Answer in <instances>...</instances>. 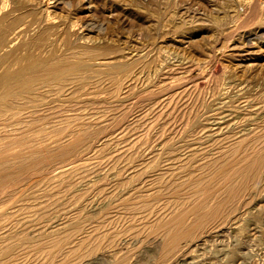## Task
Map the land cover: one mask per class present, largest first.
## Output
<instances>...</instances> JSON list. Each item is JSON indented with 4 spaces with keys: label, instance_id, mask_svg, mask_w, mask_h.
<instances>
[{
    "label": "rangeland",
    "instance_id": "rangeland-1",
    "mask_svg": "<svg viewBox=\"0 0 264 264\" xmlns=\"http://www.w3.org/2000/svg\"><path fill=\"white\" fill-rule=\"evenodd\" d=\"M12 1L15 2V0ZM40 3L39 8L28 6L27 10L21 8L20 13L17 12L19 14L15 12L12 15V31L16 25L18 27L21 24L37 21L35 18L39 16V10L46 11V8L48 11L50 10L48 15L55 22V27L33 24L34 27L28 32L31 37L27 33L24 34L21 43L18 41L17 45L19 46L16 45L12 51L11 68L19 70L20 67L23 68L30 62L35 64L40 60H44L46 65L52 64L47 65L48 67H53L60 62L66 65L76 64V60H81L83 63H89V71L85 70L86 73L83 71L78 76H65L64 79L55 81L56 83L52 81L46 84L39 83L34 86L30 95L20 96L14 104L12 103V107L0 110V119L4 118L0 120L2 128H0V135L4 139L2 143L7 139L13 141L14 138H20V135L23 136L24 142L28 139L26 142L29 143L27 145L23 142L24 147H20L21 143H17V145L16 141L13 143L10 141L12 148H9V151L22 153L21 156L24 154L25 157L22 156V158L26 160L12 162L14 166H7L8 169L0 170L4 173H0V182L9 180L7 175L10 178L12 175L10 180L22 178L20 182L18 181L19 183H12L13 185L4 182L1 185L0 183V264H142L144 261L147 262L144 264L154 263L155 260L152 261V259H156L155 256H157L155 254L156 240L164 239L166 235V230L161 227L162 222H167L176 209L177 211L184 209V204L187 207L186 203L191 197L192 188L197 187L192 183L185 184L184 178L191 179L194 175L193 178H200L203 181V179L214 177L218 169L221 172L224 170L225 175L232 176L236 171L234 168L241 162L238 160V164L235 166V163L233 164L231 161L234 158H239L242 154L241 151L250 153L252 152L250 150L256 152L261 150L264 152V0H40ZM32 14L36 16H32ZM31 19H34V22ZM72 30L78 33L76 34L78 37L73 35ZM81 36L88 37V42L80 40ZM19 47L20 49H18ZM117 64H125L128 69L125 70L126 72L124 71L125 73L114 71L113 66ZM3 72L0 69V77ZM131 76L135 79L127 83L126 79ZM172 87L175 88L172 89ZM238 89L242 92L240 93ZM1 91L0 89V93ZM102 105L105 106L102 107ZM97 109L102 114H99ZM15 112L17 113L15 114ZM15 119L17 122L14 121ZM72 122L73 124H71ZM69 126L73 128H69ZM77 131L78 134L81 133L80 137L85 136L84 139H81L82 145L78 143L75 152L71 151L66 154L68 156L60 157L58 148L62 147L64 143L67 145L71 136L75 135ZM102 137H105L106 141L109 139L108 143L103 142ZM41 138L45 143L40 141ZM205 138L207 141L204 140ZM242 139H244V143ZM240 142L243 145H240ZM31 145L33 149L36 147L40 149L42 146L45 148L48 146V149L37 154L31 152L32 148H29L30 152H28L26 148ZM98 147L99 149H97ZM15 148L16 150H14ZM31 154L34 158L37 157L34 159ZM113 154L114 156H112ZM80 159L82 160L80 161ZM227 159H229L228 162ZM76 160L84 164L80 167L82 169L75 167V170L74 168L72 170L70 168L73 164L78 163ZM209 163L215 165L212 166ZM230 163L231 166H229ZM64 166L67 171L64 170ZM200 166L201 168H199ZM225 167L229 169H225ZM231 167L233 170L230 169ZM62 169L66 171L64 172L66 175L60 171ZM2 175L7 176V180L3 179L5 177ZM177 175L178 177H176ZM61 176L64 178L61 179ZM174 178L176 179L174 180ZM261 178H264V175ZM118 181L120 182L117 183ZM120 183L121 185H119ZM172 184L174 185L172 186ZM7 185L8 188L14 187L8 189ZM259 185V192L255 193L258 199L252 195V199L249 200L251 204L247 200L246 207L256 202L255 199L258 201L264 196L263 179ZM51 189L53 190L51 191ZM177 190L180 191L179 196L174 197ZM141 195L146 196L142 198ZM181 197L183 198L181 199ZM241 209L234 215L235 217L239 215L243 217L247 212L245 209ZM23 220H27V222ZM51 220H54L53 223ZM155 223H157L156 227ZM155 229H158L160 233L157 232L158 230L155 233ZM31 230L33 231L31 232ZM213 230H205V232H209V235L204 232V238H202L207 251L205 248L202 250L203 246L197 252H190L192 248L185 249V254L190 253L191 256L186 255L185 259L187 260L178 264H213L214 262V264H232V262L233 264L242 262L244 264L245 261L247 264H254V262L255 264H264V261L261 263L259 260L260 257H256L254 260L252 258L251 261L236 257H233L235 260L230 259L226 252L231 248V242L225 237L215 238L216 229L215 233L212 232L214 236L210 234V231ZM158 237L159 239H157ZM225 242L226 244H224ZM213 244L214 246H212ZM113 245L116 246V248L114 247L116 250L112 248ZM216 245L218 246L216 247ZM6 250L8 251L6 252ZM220 250L222 252H219ZM100 251L107 252V256L92 262L88 257L89 254ZM202 251H204L203 256ZM114 257H117L116 260ZM98 260L102 261L98 262Z\"/></svg>",
    "mask_w": 264,
    "mask_h": 264
},
{
    "label": "bare ground",
    "instance_id": "bare-ground-1",
    "mask_svg": "<svg viewBox=\"0 0 264 264\" xmlns=\"http://www.w3.org/2000/svg\"><path fill=\"white\" fill-rule=\"evenodd\" d=\"M60 2V1H59ZM43 3V2H42ZM41 3H40V0H28V1H22V0H18V1H16L15 0V2L14 1H12V0H0V69H2V71H4L3 73H2V75H1V77H0V89L2 90L1 91V93H0V110H4L5 108L7 109L8 107H10L11 105H12V103L14 104L15 103V101L17 100V98L18 97H20V96H24V95H30V93L31 92H33V88H35L34 86L35 85H39V83H41V84H46V83H48V82H50L51 83V81L52 82H55V81H60V79H64V77L65 76H72V75H76V76H78V74L80 75V73L82 72L83 73V71H85V70H87V71H89L88 70V68H89V63L87 64L86 62H82L81 60V62L80 61H78V60H76V64H71V65H66V64H63V62L61 63H58V64H56V65H54L53 67H48V66H50V65H52V64H50V65H46V63L45 62H43L44 60H40L38 63H35V64H33L32 62H30V64H32V65H30V64H26L23 68L22 67H20V69L19 70H13L11 67H12V51H14V49H15V46L21 41V40H23L22 38L24 37L23 35L24 34H26L27 33V35L29 36V37H31L29 34H28V32H30L31 30H32V27H34V26H32L33 24H37L38 23V25L39 24H43V26H46V25H51V26H53V27H55L54 26V24H55V22H53L50 18H49V15H48V13L50 12V10L48 11V9L46 8V11L45 10H39V16L37 17V18H35L37 21H35L34 22V19H31L34 23H30V24H21V25H19L18 27H17V25L14 27V31H12L13 29H12V15L13 14H15V12L17 13V12H19L20 13V10H21V8H24V10H27V8L26 7H28V6H30V8L31 7H34V8H39V5H40ZM66 4V3H65ZM26 8V9H25ZM51 8V7H50ZM33 9V8H32ZM31 9V10H32ZM254 10V9H253ZM53 11V10H52ZM30 12V11H29ZM19 13H17V14H19ZM21 13H23V12H21ZM30 14V13H29ZM28 14V15H29ZM26 14H24V16H25ZM33 15H35V14H32V16ZM22 16V15H21ZM36 16V15H35ZM51 16V15H50ZM26 17V16H25ZM30 19V17L28 18V20ZM16 20H17V17H16ZM32 21H30V22H32ZM29 22V21H28ZM59 23H61V22H59ZM41 26V25H40ZM72 26V25H71ZM17 27V28H16ZM35 27H36V25H35ZM37 28H38V26H37ZM48 28V27H47ZM35 29V28H34ZM40 29V28H39ZM52 29V28H51ZM55 29V28H54ZM59 29V28H58ZM72 29V28H71ZM70 29V30H71ZM37 31V30H36ZM56 31V30H55ZM57 33V32H56ZM55 33V34H56ZM72 33H73V35H75V36H77L76 34H78V33H75V32H73V30H72ZM31 34V33H30ZM33 34V33H32ZM48 35V34H47ZM60 35V34H59ZM222 35V34H221ZM23 36V37H22ZM26 36V35H25ZM80 36V35H79ZM78 37V36H77ZM87 37V36H86ZM218 37V36H217ZM88 38V37H87ZM87 38H84L83 36H81L79 39L80 40H82L83 42H88L87 41ZM78 39V38H77ZM92 39V38H91ZM226 39V38H225ZM26 40H27V38H26ZM19 41V42H18ZM47 42V41H46ZM137 42V41H136ZM21 43V42H20ZM226 43V42H225ZM224 43V44H225ZM24 44V43H23ZM17 46H19V45H17ZM21 46V45H20ZM23 46V45H22ZM21 46V47H22ZM24 47V46H23ZM18 49H20V47L18 48ZM87 51V50H86ZM135 51V50H134ZM15 52H17L16 50H15ZM14 52V53H15ZM49 52V51H48ZM18 53V52H17ZM246 53V52H245ZM251 53V52H250ZM253 53V52H252ZM49 54V53H48ZM16 55V54H15ZM132 55V54H131ZM25 56V55H24ZM72 56V55H71ZM86 56V55H85ZM158 56V55H157ZM14 57V56H13ZM96 58V57H95ZM142 58V57H141ZM97 59H101V58H97ZM105 59V58H104ZM14 60V59H13ZM16 60V59H15ZM39 60V59H38ZM174 60V59H173ZM46 61V60H45ZM77 61H78V63H77ZM120 61V60H119ZM16 62V61H15ZM75 62V61H74ZM112 62H114V61H112ZM91 63V62H90ZM102 63V62H101ZM100 63V64H101ZM106 63V62H105ZM128 63V62H127ZM175 64V63H174ZM16 65V64H15ZM97 65H99V64H97ZM103 65V64H102ZM105 65V64H104ZM107 65H108V62H107ZM128 65V64H127ZM131 65V64H130ZM109 66V65H108ZM128 66H126L125 64H117V65H114L113 66V70L114 71H118V72H121V73H125L126 71L125 70H127L128 68H127ZM9 68V69H8ZM10 68H11V70H10ZM108 69V68H107ZM111 69V68H110ZM109 69V70H110ZM169 69H171V68H169ZM132 70V69H131ZM157 70V69H156ZM161 70V69H160ZM125 71V72H124ZM109 72V71H108ZM134 72V71H133ZM166 72V71H165ZM171 72V71H170ZM178 72H180V71H178ZM85 73H86V71H85ZM88 73V72H87ZM96 73V72H95ZM99 73V72H98ZM110 74H111V72H109ZM108 73V74H109ZM129 73H130V71H129ZM97 74V73H96ZM100 74V73H99ZM104 74V73H103ZM119 74V73H118ZM157 74V73H156ZM114 75H116L115 73H114ZM139 75V74H138ZM154 75V74H153ZM101 76V75H100ZM106 76V75H105ZM126 76V75H125ZM108 77H109V75H108ZM141 77V76H140ZM75 78V77H74ZM125 78V77H124ZM127 78V77H126ZM138 78H139V76H138ZM135 79V78H134ZM133 79V77L131 76L130 78H128V79H126L127 80V83H129L130 81H133L134 80ZM163 79V78H162ZM66 80V79H65ZM137 80V79H136ZM141 80V79H140ZM240 80H242V79H240ZM64 81V80H63ZM62 82V81H61ZM239 82V81H238ZM56 83V82H55ZM75 83V82H74ZM88 84V83H87ZM93 84V83H92ZM121 84H122V82H121ZM172 84V83H171ZM171 84H169V85H171ZM125 85H127V84H125ZM124 85V86H125ZM178 85V84H177ZM236 85H238V84H236ZM242 85V84H241ZM92 86V85H91ZM157 86H159L158 84H157ZM163 86V85H162ZM175 86V85H174ZM234 86V85H233ZM46 87V86H45ZM247 87V86H246ZM158 88V87H157ZM165 88H168V87H165ZM170 88V87H169ZM168 88V89H169ZM173 88H175V87H172V89ZM127 89V88H126ZM93 90V89H92ZM161 90V89H160ZM35 91V90H34ZM232 91V90H231ZM238 91H239V89H238ZM245 91V90H244ZM240 92V91H239ZM242 92V91H241ZM240 92V93H241ZM255 92V91H254ZM148 93V92H147ZM35 94V93H34ZM44 94V93H43ZM125 94V93H124ZM145 94V93H144ZM154 94H156V93H154ZM165 94V93H164ZM74 95V94H73ZM97 95V94H96ZM146 95V94H145ZM237 95V94H236ZM239 95V94H238ZM26 96V97H27ZM126 96V95H125ZM147 96V95H146ZM89 97V96H88ZM110 98V97H109ZM24 99V98H23ZM32 99V98H31ZM37 99V98H36ZM104 100H105V98H103ZM125 99V98H124ZM130 99V98H129ZM177 99V98H176ZM251 99V98H250ZM84 100V99H83ZM126 100V99H125ZM20 101V100H19ZM85 101H86V99H85ZM101 101V100H100ZM114 101V100H113ZM136 101V100H135ZM249 101V100H248ZM94 102H95V100H94ZM104 102V101H103ZM118 102V101H117ZM124 102V101H123ZM133 102V101H132ZM80 103V102H79ZM135 103V102H134ZM138 103V102H137ZM171 103V102H170ZM18 104V103H17ZM30 106H31V104L30 103H28ZM57 104V103H56ZM80 104H82V103H80ZM86 104V103H85ZM103 104V103H102ZM154 104V103H153ZM163 104V103H162ZM221 104V103H220ZM234 104V103H233ZM58 105H60V104H58ZM90 105V104H89ZM99 105V104H98ZM133 105V104H132ZM136 105V104H135ZM81 106V105H80ZM101 106V105H100ZM103 106H105V105H102V107ZM134 106V105H133ZM161 106V105H160ZM259 106V105H258ZM12 107V106H11ZM15 107V106H14ZM32 107V106H31ZM68 107V106H67ZM92 107H93V105H92ZM98 107V106H97ZM3 108V109H2ZM90 108H91V106H90ZM17 109V108H16ZM52 109V108H51ZM58 109H59V107H58ZM94 109V108H93ZM104 109V108H103ZM102 109V110H103ZM249 109V108H248ZM255 109V108H254ZM44 110V109H43ZM67 110V109H66ZM101 110V111H102ZM251 110V109H250ZM253 110V109H252ZM23 111V110H22ZM97 111L99 112V110L97 109ZM96 111V112H97ZM137 111V110H136ZM158 111V110H157ZM9 112V111H8ZM7 112V113H8ZM29 112V111H28ZM36 112V111H35ZM72 112V111H71ZM93 112V111H92ZM230 112V111H229ZM258 112V111H257ZM7 113H6V115H7ZM17 112H15V114H16ZM27 113V112H26ZM38 113V112H37ZM81 113V112H80ZM95 113V112H94ZM105 113V112H104ZM176 113V112H175ZM30 114V113H29ZM99 114H102V113H100L99 112ZM98 114V115H99ZM122 114V113H121ZM169 114V113H168ZM255 114V113H254ZM256 114H258V113H256ZM2 115V114H1ZM5 115V116H6ZM14 115V114H13ZM31 115V114H30ZM49 115V114H48ZM117 115H119V114H117ZM116 115V116H117ZM210 115V114H209ZM3 116V115H2ZM14 116H16V115H14ZM33 116V115H32ZM40 116V115H39ZM65 116V115H64ZM128 116V115H127ZM249 116V115H248ZM20 117V116H19ZM29 117V116H28ZM97 117V116H96ZM95 117V118H96ZM231 117V116H230ZM244 117V116H243ZM26 118V117H25ZM40 118V117H39ZM65 118V117H64ZM67 118V117H66ZM65 118V119H66ZM72 118V117H71ZM84 118V117H83ZM98 118H100L99 116H98ZM103 118V117H102ZM104 118H105V116H104ZM124 118V117H123ZM188 118V117H187ZM186 118V119H187ZM198 118V117H197ZM219 118V117H218ZM223 118V117H222ZM2 119H4L3 117H1V119L0 120H2ZM38 119V118H37ZM41 119V118H40ZM88 119V118H87ZM118 119V118H117ZM6 120V119H5ZM11 120V119H10ZM35 120V119H34ZM62 120H63V118H62ZM71 120V119H70ZM81 120H82V118H81ZM102 120V119H101ZM108 120V119H107ZM174 120V119H173ZM15 122H17L16 121V119L14 120ZM20 121V120H19ZM85 121V120H84ZM88 121H89V119H88ZM103 121V120H102ZM125 121V120H124ZM142 121H144V120H142ZM1 122V121H0ZM11 122V121H10ZM25 122V121H24ZM35 122V121H34ZM76 122V121H75ZM87 122V121H86ZM98 122V121H97ZM100 122V121H99ZM139 122V121H138ZM224 122V121H223ZM235 122V121H234ZM67 123H68V121H67ZM106 123V122H105ZM131 123V122H130ZM2 124V123H1ZM10 124V123H9ZM14 124V123H13ZM21 124V123H20ZM71 124H73V122L71 123ZM70 124V125H71ZM86 124V123H85ZM90 124H91V122H90ZM94 124V123H93ZM108 124V123H107ZM149 124V123H148ZM184 124V123H183ZM187 124V123H186ZM242 124V123H241ZM11 125V124H10ZM31 125V124H30ZM35 125V124H34ZM69 125V124H68ZM77 125V124H76ZM92 125V124H91ZM105 125V124H104ZM112 125V124H111ZM178 125V124H177ZM194 125V124H193ZM2 126V125H1ZM42 126V125H41ZM75 126V125H74ZM82 126H85V125H82ZM90 126V125H89ZM94 126V125H93ZM108 126H110V125H108ZM116 126V125H115ZM226 126H227V124H226ZM3 127V126H2ZM6 127V126H5ZM10 127V126H9ZM17 127V126H16ZM15 127V128H16ZM48 127V126H47ZM55 127V126H54ZM66 127V126H65ZM72 127V126H71ZM70 126H69V128H71ZM87 127V126H86ZM85 127V128H86ZM96 127V126H95ZM114 127V126H113ZM143 127V126H142ZM152 127V126H151ZM179 127V126H178ZM205 127V126H204ZM1 128V127H0ZM8 128V127H7ZM12 129H13V127H11ZM38 128V127H37ZM64 128V127H63ZM73 128V127H72ZM77 128V127H76ZM83 128V127H82ZM107 128H109V127H107ZM183 128V127H182ZM210 128V127H209ZM219 128V127H218ZM224 128V127H223ZM227 128V127H226ZM2 129V128H1ZM33 129V128H32ZM66 129V128H65ZM68 129V128H67ZM84 129V128H83ZM120 129V128H119ZM128 129V128H127ZM206 129H208V128H206ZM9 130V129H8ZM28 130V129H27ZM52 130H53V127H52ZM69 130V129H68ZM67 130V131H68ZM85 130V129H84ZM86 130H88V129H86ZM212 130V129H211ZM219 130V129H218ZM221 130H222V128H221ZM225 130V129H224ZM249 130V129H248ZM247 130V131H248ZM2 131V130H1ZM15 131V130H14ZM13 131V132H14ZM55 131V130H54ZM118 131V130H117ZM171 131V130H170ZM206 131H208V130H206ZM220 131V130H219ZM223 131V130H222ZM240 131H242V130H240ZM3 132V131H2ZM8 132V131H7ZM6 132V133H7ZM23 132V131H22ZM25 132H26V130H25ZM34 132V131H33ZM53 132V131H52ZM57 132V131H56ZM61 132V131H60ZM83 133H85L84 131H82ZM123 132V131H122ZM208 132H210V131H208ZM233 132V131H232ZM249 132V131H248ZM261 132V131H260ZM11 133V132H10ZM24 133V132H23ZM74 133V132H73ZM76 133V132H75ZM200 133V132H199ZM19 134H20V132H19ZM37 134V133H36ZM40 134V133H39ZM56 134V133H55ZM65 134V133H64ZM81 134V133H80ZM80 134H78V131H77V133L75 134V135H73V136H71L72 138H71V140L69 141V143L66 145L65 143L63 144V145H66V146H63L62 144V147H59V145L57 144V147H59L58 148V151H60V157L62 156L63 157V155L65 156L66 154H68V153H70L71 151H73V152H75L76 150H75V148H77V145H78V143H82V141H81V139H84V137H80ZM87 134V133H86ZM181 134V133H180ZM201 134V133H200ZM246 134V133H245ZM3 135H5L4 133H3ZM8 135H9V133H8ZM28 135V134H27ZM89 135V134H88ZM192 135V134H191ZM209 135V134H208ZM13 136V135H12ZM58 136V135H57ZM61 136H62V132H61ZM60 136V137H61ZM68 136V135H67ZM0 137H1V135H0ZM3 137V136H2ZM1 137V138H2ZM23 136H21L20 135V138H14L13 139V141L15 142L16 141V143L15 144H20V147H24L23 145L24 144H27V142H28V139L24 142V140H23V138H22ZM25 137V136H24ZM35 137V136H34ZM92 137V136H91ZM112 137V136H111ZM110 137V138H111ZM0 138V170L1 169H8V167L7 166H11V165H13L12 164V162H18V160L19 161H22V160H26L25 158L23 159L22 158V156L24 155H22L21 156V154L22 153H12V151L10 152L9 151V148H12L10 145H12L11 144V142L10 141H12V140H6L5 142H3L2 143V140H4L3 138L1 139ZM7 138H8V136H7ZM22 138V139H21ZM28 138V137H27ZM37 138V137H36ZM43 138V137H42ZM42 138L40 139V141L42 140ZM52 138V137H51ZM50 138V139H51ZM59 138V137H58ZM70 138V137H69ZM94 138V137H93ZM96 138V137H95ZM12 139V138H11ZM25 139H26V137H25ZM39 139V138H38ZM37 139V140H38ZM49 139V140H50ZM53 139V138H52ZM87 139V138H86ZM102 140H103V142L104 141H106V138L105 137H102L101 138ZM230 139V138H229ZM245 139V138H244ZM244 139H242L243 140V143H244ZM249 139V138H248ZM256 139V138H255ZM30 140V139H29ZM34 140V139H33ZM36 140V139H35ZM45 140H46V138H45ZM58 140V139H57ZM59 140H60V138H59ZM90 140V139H89ZM93 140V139H92ZM98 140H99V137H98ZM109 139H107V141H108ZM204 140H206V138L204 139ZM203 140V141H204ZM226 140V139H225ZM242 140H240V141H242ZM260 140H261V138H260ZM13 141H12V143H13ZM32 141V140H31ZM39 141V140H38ZM37 141V142H38ZM43 141V140H42ZM54 141V140H53ZM56 141V140H55ZM81 141V142H80ZM87 141V140H86ZM85 141V142H86ZM106 141V143H108ZM135 141V140H134ZM197 141V140H196ZM200 141V140H199ZM207 141V140H206ZM215 141V140H214ZM252 141V140H251ZM24 142V144H22ZM44 142V141H43ZM48 142V141H47ZM46 142V143H47ZM116 142V141H115ZM216 142H217V140H216ZM235 142V141H234ZM253 142V141H252ZM255 142V141H254ZM36 143V142H35ZM40 143V142H39ZM42 143V142H41ZM45 143V142H44ZM43 143V144H44ZM58 143H60V142H58ZM62 143V142H61ZM89 143V142H88ZM88 143H85L86 145L88 144ZM100 143V142H99ZM204 143V142H203ZM206 143V142H205ZM210 143V142H209ZM208 143V144H209ZM211 143H212V141H211ZM223 143V142H222ZM226 143V142H225ZM243 143L242 142H240V145L242 144L243 145ZM260 143V142H259ZM17 144V145H18ZM49 144V143H48ZM51 144V143H50ZM84 144V143H83ZM146 144V143H145ZM248 144V143H247ZM261 144V143H260ZM14 145V144H13ZM22 145V146H21ZM27 145H29V143L27 144ZM27 145H26V147H27ZM36 145H37V143H36ZM46 145V144H45ZM82 145V144H81ZM89 145V144H88ZM91 145V144H90ZM93 145V144H92ZM100 145V144H99ZM103 145H105V144H103ZM109 145V144H108ZM107 145V146H108ZM188 145V144H187ZM209 145H211V144H209ZM224 145V144H223ZM238 145V144H237ZM16 146V145H15ZM32 146V145H31ZM31 146H29L28 148H26V150L28 151V150H30L29 148H32V150H30L31 152L33 151L34 153H41L42 151L44 152L45 150H47L48 148V146L45 148V147H40V149H38L37 147V149L35 148V149H33V146L31 147ZM50 146V145H49ZM53 146V145H52ZM102 146V145H101ZM106 146V147H107ZM116 146V145H115ZM123 146V145H122ZM145 146V145H144ZM239 146V145H238ZM252 146V145H251ZM19 147V148H20ZM56 147V146H55ZM56 147V148H57ZM87 147V146H86ZM86 147H84V148H86ZM163 147V146H162ZM206 147H208V146H206ZM211 147V146H210ZM225 147V146H224ZM245 147V146H244ZM252 147H254V145L252 146ZM251 147V148H252ZM80 147L78 146V149H79ZM84 148H82V149H84ZM89 148V147H88ZM112 148V147H111ZM131 148V147H130ZM143 148V147H142ZM171 148V147H170ZM169 148V149H170ZM256 148V147H255ZM95 149V148H94ZM97 149H99V147L97 148ZM102 149V148H101ZM116 149V148H115ZM114 149V150H115ZM161 149V148H160ZM186 149V148H185ZM192 149V148H191ZM194 149V148H193ZM206 149V148H205ZM210 149V148H209ZM230 149V148H229ZM253 149V148H252ZM258 149V148H257ZM260 149H261V147H260ZM11 150V149H10ZM14 150H16V148L14 149ZM24 150H25V148H24ZM75 150V151H74ZM80 150V149H79ZM90 150V149H89ZM139 150V149H138ZM159 150V149H158ZM163 150H164V148H163ZM179 150V149H178ZM233 150V149H232ZM243 150V149H242ZM245 150V149H244ZM247 150V149H246ZM263 150V149H262ZM18 151V150H17ZM20 151V150H19ZM30 151H28V152H30ZM95 152H96V150H94ZM98 151V150H97ZM120 151V150H119ZM165 151V150H164ZM182 151V150H181ZM189 151H191L190 149H189ZM201 151H203V150H201ZM205 151V150H204ZM222 151V150H221ZM237 151V150H236ZM249 151V150H248ZM250 151H252V152H250V153H244V152H242L241 151V155L239 156V158H234L232 161H231V163L233 162V164L236 166L238 163V160L241 162V164L239 165V166H236V168H234L236 171H235V173L232 175V176H229V175H225L226 173L225 172H221L220 171V169H218L217 170V173H215V176L214 177H212V178H206V179H203V181H201L200 180V178H193L194 177V175L192 176V178L191 179H189L188 177H187V179H185L184 178V183L185 184H195V185H197V187H194V185H193V187H194V189L192 188V191L191 190H189V191H191V197H190V199L189 200H187L188 202L186 203V204H188L187 205V207H186V205L184 204V206L185 207H183L184 209H178V211H177V209H176V211H173V213H172V215H171V217H170V215H169V220L166 222H162L163 223V225L161 224V227H163V229H165L166 230V235L164 236V239H159V237L157 238V239H159V240H156L157 242V245H155L156 246V250H155V252H154V250H153V253H155L157 256H155L156 257V259H152V261L153 260H155L154 261V263H150V264H178L179 262L181 263H184L183 261L184 260H187V259H185V258H187L186 257V255L187 254H185L186 252V250H188V249H190V248H192L191 249V251L190 252H197V251H200L201 250V246H203L202 247V250L205 248L204 246H205V244H204V239L202 240V238H204V234L206 233L207 235H209L208 233H207V231L205 232V230H209V229H216V236H215V238L217 237H225V238H227L228 239V241L229 242H231V244H232V246H231V248L227 251V247L226 246H224V247H226L225 248V250L227 251H225L226 253H227V256L231 259V258H233V257H236L237 259H242V260H244L245 258H246V260L247 259H249L248 261H251L252 260V258H253V260H254V258H256V257H260L259 258V260H261V263H262V261H264V196H262L258 201L255 199V201L256 202H252V200H251V202L253 203L251 206H249V207H246L248 204V202L247 203H245L247 200L249 201L250 200V198L252 199V195H255V193L256 192H259L258 191V189H259V184H260V181L263 179V181H264V178H261V176H263L264 175V152L262 151L261 152V150H260V152H256V151H254V150H250ZM254 151V152H253ZM258 151H259V149H258ZM27 152V153H28ZM48 152V151H47ZM46 152V153H47ZM55 152H56V149H55ZM129 152V151H128ZM160 152V151H159ZM166 152V151H165ZM178 152V151H177ZM185 152H187V151H185ZM219 152V151H218ZM39 153V154H40ZM85 153V152H84ZM109 153V152H108ZM119 153V152H118ZM184 153V152H183ZM195 153V152H194ZM193 153V154H194ZM212 153V152H211ZM220 153V152H219ZM29 154V153H28ZM55 154H57V153H55ZM80 154V153H79ZM105 154V153H104ZM146 154V153H145ZM196 154V153H195ZM199 154H200V152H199ZM210 154V153H209ZM235 154V153H234ZM240 154V153H239ZM32 155V154H31ZM41 155H43V154H41ZM46 155V154H45ZM52 155V154H51ZM54 155V154H53ZM85 155V154H84ZM101 155V154H100ZM102 155H103V153H102ZM101 155V156H102ZM124 155V154H123ZM168 155V154H167ZM178 155H180V154H178ZM211 155V154H210ZM236 155V154H235ZM44 156V155H43ZM58 156H59V154H58ZM66 156H68V155H66ZM65 156V157H66ZM111 156V155H110ZM112 156H114V154L112 155ZM151 156V155H150ZM166 156V155H165ZM164 156V157H165ZM173 156V155H172ZM196 156H198V155H196ZM205 156V155H204ZM209 156V155H208ZM207 156V157H208ZM221 156V155H220ZM232 156V155H231ZM230 156V157H231ZM23 157H25V156H23ZM31 157V156H30ZM32 157H33V155H32ZM37 157V156H36ZM35 157V158H36ZM53 157V156H52ZM64 157V158H65ZM74 157V156H73ZM77 157H79V156H77ZM120 157V156H119ZM118 157V158H119ZM158 157V156H157ZM161 157V156H160ZM163 157V156H162ZM179 157V156H178ZM193 157H194V155H193ZM201 157V156H200ZM217 157V156H216ZM22 158V159H21ZM34 158V157H33ZM34 158V159H35ZM45 159H46V157H44ZM71 158V157H70ZM82 158V157H81ZM95 158V157H94ZM141 158V157H140ZM168 158V157H167ZM180 158V157H179ZM212 158V157H211ZM220 158V157H219ZM21 159V160H20ZM39 159V158H38ZM43 159V158H42ZM41 159V160H42ZM78 159V158H77ZM83 159V158H82ZM82 159H80V161L82 160ZM174 159V158H173ZM187 159V158H186ZM225 159V158H224ZM52 160V159H51ZM59 160V158L57 159V161ZM62 160H63V158H62ZM67 160V159H66ZM140 160V159H139ZM189 160V157H188V159H187V161ZM192 160V159H191ZM202 160H204V159H202ZM214 160H216V159H214ZM228 160L229 159H227V162H228ZM43 161V160H42ZM72 161V160H71ZM77 161V160H76ZM79 161V160H78ZM77 161V162H78ZM109 161V160H108ZM117 161V160H116ZM132 161V160H131ZM175 161V160H174ZM177 161V160H176ZM196 161H198V160H196ZM195 161V162H196ZM206 161V160H205ZM226 161V160H225ZM26 162V161H25ZM38 162H39V160H38ZM41 162V161H40ZM44 162V161H43ZM70 162V161H69ZM75 162V161H74ZM74 162H72V163H74ZM76 162V163H77ZM184 162V161H183ZM190 162V161H189ZM211 162V161H210ZM223 162V161H222ZM239 162V163H240ZM28 163V162H27ZM26 163V164H27ZM29 163H30V161H29ZM33 163H35V162H33ZM46 163H47V160H46ZM49 163V162H48ZM56 163V162H55ZM63 163V162H62ZM61 163V164H62ZM90 163V162H89ZM92 163V162H91ZM96 163V162H95ZM128 163H130V162H128ZM145 163V162H144ZM198 163H199V161H198ZM198 163H196V164H198ZM214 163V162H213ZM212 163V164H213ZM220 163V162H219ZM231 163H230V165L229 166H231ZM37 164V163H36ZM39 164V163H38ZM53 164V163H52ZM51 164V165H52ZM69 164H71V163H69ZM86 165H87V163H85ZM124 164V163H123ZM122 164V165H123ZM126 164V163H125ZM141 164V163H140ZM148 164V163H147ZM195 164V165H196ZM202 164V163H201ZM206 164H207V162H206ZM210 164V163H209ZM212 164H210V165H212ZM222 165H223V163H221ZM225 164V163H224ZM24 166H25V163L23 164ZM34 165V164H33ZM32 165V166H33ZM42 165H43V163H42ZM49 165H50V163H49ZM48 165V166H49ZM84 164L83 163H77V164H73V166L72 167H70L72 170H73V168H74V170H75V167H82ZM122 165H120V166H122ZM181 165H182V163H181ZM215 165V164H214ZM214 165H212V166H214ZM14 166V165H13ZM38 166V165H37ZM66 166V165H65ZM64 166V167H65ZM140 166V165H139ZM138 166V167H139ZM186 166V165H185ZM207 166V165H206ZM211 166V167H212ZM219 166H221V165H219ZM228 166V165H227ZM18 167V166H17ZM34 167V166H33ZM54 167V166H53ZM58 167V166H57ZM61 166H59L58 168H60ZM85 167V166H84ZM124 167H126V166H124ZM128 167V166H127ZM150 167V166H149ZM148 167V168H149ZM172 167V166H171ZM191 167V169H192V166H190ZM193 167H195V166H193ZM205 167V166H204ZM204 167H202V168H204ZM208 167V166H207ZM206 167V168H207ZM210 167V168H211ZM25 168H26V166H25ZM49 168V167H48ZM47 168V169H48ZM109 168V167H108ZM180 168H181V166H180ZM198 168V167H197ZM199 168H201V166L199 167ZM198 168V169H199ZM205 168V169H206ZM227 167H225V169H226ZM13 169V168H12ZM56 169V168H55ZM76 169H78V168H76ZM80 169H82V168H80ZM87 169V168H86ZM165 169V168H164ZM178 169V168H177ZM176 169V170H177ZM212 169H213V167H212ZM215 169H217V168H215ZM227 169H229V168H227ZM230 169H232V167L230 168ZM10 170V169H9ZM25 170V169H24ZM27 170H29V169H27ZM64 170H66V167L64 168ZM63 169L62 170H60V171H63L62 173H64V172H66V171H64ZM137 170V169H136ZM146 170V169H145ZM181 170V169H180ZM203 170V169H202ZM210 170V169H209ZM222 170V169H221ZM233 170V169H232ZM8 171V170H7ZM6 171V172H7ZM57 171V170H56ZM56 171H54V172H56ZM59 171V172H60ZM78 171V170H77ZM114 171V170H113ZM144 171V170H143ZM161 171V170H160ZM173 171V170H172ZM183 171H184V169H183ZM219 171V172H218ZM226 171V170H225ZM26 172V171H25ZM53 172V171H52ZM227 172V171H226ZM0 173H2V174H4L2 171L0 172ZM8 173V172H7ZM7 173H5V174H7ZM19 173V172H18ZM33 173V172H32ZM42 173V172H41ZM68 173H70V172H68ZM110 173V172H109ZM148 173V172H147ZM172 173V172H171ZM179 173V172H178ZM194 173V172H193ZM196 173V172H195ZM9 174V173H8ZM43 174V173H42ZM55 174V173H54ZM65 174V173H64ZM190 174V173H189ZM210 174H211V172H210ZM232 174V173H231ZM29 175V174H28ZM31 175V174H30ZM29 175V176H30ZM34 175V174H33ZM59 175H61V174H59ZM66 175V174H65ZM115 175V174H114ZM159 175V174H158ZM201 175V174H200ZM199 175V176H200ZM212 175V174H211ZM224 175V176H223ZM1 176V175H0ZM8 176V177H7ZM6 177L7 178H9V180H7V178L5 177V175H2V177H5V178H3V179H5V180H7V181H3L4 183H8L9 185L11 184V185H13L12 183H14V184H16V183H19L20 182V180L22 179H19V180H17L16 178L14 179H12V180H10L11 178H12V175H11V178L9 177V175H7ZM64 176V175H63ZM63 176H61V179H62V177ZM68 176V175H67ZM71 176V175H70ZM132 176V175H131ZM139 176V175H138ZM151 176V175H150ZM167 176V175H166ZM191 176V175H190ZM189 176V177H190ZM210 176V175H209ZM224 177V178H222V177ZM23 177V176H22ZM176 177H178V175L176 176ZM218 177H220V178H218ZM233 177H239V178H233ZM24 178H27V177H24ZM23 178V179H24ZM31 178V177H30ZM64 178V177H63ZM66 178V177H65ZM115 178V177H114ZM136 178V177H135ZM152 178V177H151ZM156 178V177H155ZM53 179V178H52ZM59 179V178H58ZM66 179H69V178H66ZM97 179V178H96ZM112 179H113V177H112ZM117 179V178H116ZM119 179V178H118ZM141 179V178H140ZM148 179V178H147ZM157 179V178H156ZM166 179V178H165ZM176 178H174V180H175ZM202 179V178H201ZM26 180V179H25ZM29 180V179H28ZM65 180V179H64ZM133 180H134V178H133ZM158 180V179H157ZM178 180V179H177ZM19 181V182H18ZM63 181V180H62ZM68 181V180H67ZM79 181V180H78ZM125 181V180H124ZM141 181H143V180H141ZM147 181H149V180H147ZM155 181V180H154ZM160 181V180H159ZM180 181V180H179ZM2 181L0 182L1 183V185H2V183H3ZM22 182V181H21ZM103 182V181H102ZM113 182V181H112ZM120 181H118L117 183H119ZM133 182V181H132ZM135 182V181H134ZM144 182V181H143ZM162 182V181H161ZM164 182H165V180H164ZM167 182V181H166ZM178 182V181H177ZM176 182V183H177ZM199 182V183H198ZM114 183V182H113ZM121 183H122V181H121ZM121 183L119 184V185H121ZM126 183V182H125ZM145 183V182H144ZM172 183V182H171ZM170 183V184H171ZM262 183V182H261ZM96 184V183H95ZM143 184V183H142ZM156 184V183H155ZM160 184V183H159ZM164 184V183H163ZM4 185H6V184H4ZM21 185H22V183H21ZM80 185H81V183H80ZM80 185H79V187H80ZM83 185V184H82ZM90 185V184H89ZM92 185V184H91ZM98 185V184H97ZM125 185V184H124ZM174 184H172V186H173ZM176 185V184H175ZM26 186V185H25ZM86 186V185H85ZM113 186H115V185H113ZM130 186V185H129ZM129 186H127V187H129ZM138 186H140V185H138ZM155 186V185H154ZM162 186V185H161ZM182 186V185H181ZM264 186V185H263ZM2 187V186H1ZM7 188H8V185L6 186ZM5 187V188H6ZM11 187V186H10ZM9 187V188H10ZM12 187H14V186H12ZM11 187V188H12ZM54 187V186H53ZM58 187V186H57ZM117 187V186H116ZM116 187H114L115 189H116ZM119 187H121V186H119ZM142 187V186H141ZM140 187V188H141ZM160 187V186H159ZM166 187V186H165ZM171 187V186H170ZM175 187V186H174ZM179 187V186H178ZM189 187V186H188ZM3 188V187H2ZM8 188V189H9ZM15 188H17V187H15ZM55 188V187H54ZM94 188V187H93ZM132 188V187H131ZM147 188H149V187H147ZM169 188V187H168ZM180 188V187H179ZM190 188H191V186H190ZM190 188H188V189H190ZM23 189H24V187H23ZM103 189V188H102ZM112 189V188H111ZM115 189L113 190L114 192H115ZM139 189V188H138ZM153 189V188H152ZM160 189H162L163 190V188H160ZM175 189H177V188H175ZM187 189V188H186ZM187 189V190H188ZM1 190V189H0ZM12 190V189H11ZM14 190V189H13ZM18 190V189H17ZM26 190V189H25ZM53 189H51V191H52ZM128 190H130V189H128ZM135 190V189H134ZM143 190H144V188H143ZM157 190H159V189H157ZM165 190V189H164ZM169 190V189H168ZM187 190H185V191H187ZM7 191H9V190H7ZM50 191V192H51ZM122 191H123V189H122ZM147 191H148V189H147ZM172 191H174L173 189H172ZM10 192V191H9ZM13 192V191H12ZM15 192H16V190H15ZM18 192V191H17ZM64 192V191H63ZM69 192V191H68ZM95 192V191H94ZM139 192V191H138ZM158 192V191H157ZM164 192V191H163ZM166 192V191H165ZM179 190H177V192L175 193V195H174V197H178L179 195ZM2 193V192H1ZM7 193V192H6ZM44 193V192H43ZM46 193V192H45ZM49 193V192H48ZM52 193V192H51ZM70 193V192H69ZM113 193V192H112ZM120 193V192H119ZM128 193V192H127ZM133 193V192H132ZM160 193V192H159ZM169 193V192H168ZM186 193H188V191L186 192ZM114 194V193H113ZM143 194V193H142ZM148 194V193H147ZM149 194H151L150 193V191H149ZM164 194V193H163ZM221 194V195H220ZM261 194H263L262 192H261ZM51 195H53V194H51ZM112 195V194H111ZM129 195V194H128ZM135 195V194H134ZM138 195H139V193H138ZM167 195V194H166ZM181 195V194H180ZM183 195V194H182ZM190 195V194H189ZM24 196V195H23ZM142 196V195H141ZM143 196H146V195H143ZM143 196H142V198H143ZM152 196V195H151ZM150 196V197H151ZM159 196V195H158ZM184 196V195H183ZM256 196V195H255ZM17 197V196H16ZM15 197V198H16ZM46 197V196H45ZM114 197V196H113ZM126 197H127V194H126ZM134 197V196H133ZM167 197V196H166ZM173 197V198H174ZM254 197V196H253ZM47 198H49V197H47ZM56 198V197H55ZM90 198V197H89ZM94 198V197H93ZM115 198H117V197H115ZM132 198V197H131ZM142 198H140V199H142ZM169 198V197H168ZM172 198V197H171ZM183 197H181V199H182ZM255 198H257V196L255 197ZM52 199V198H51ZM83 199V198H82ZM106 199H107V197H106ZM109 199V198H108ZM124 199V198H123ZM123 199H122V201H123ZM157 199V198H156ZM177 199V198H176ZM258 199V198H257ZM37 200V199H36ZM78 200V199H77ZM93 200V199H92ZM91 200V201H92ZM116 200V199H115ZM130 200V199H129ZM151 200V199H150ZM169 200V199H168ZM180 200V199H179ZM185 200V199H184ZM185 200V201H186ZM80 201V200H79ZM109 201H111V200H109ZM175 201V200H174ZM253 201H254V199H253ZM54 202V201H53ZM78 202V201H77ZM93 202V201H92ZM157 202V201H156ZM182 201L180 200V203H181ZM82 203V202H81ZM95 203V202H94ZM105 203H106V201H105ZM146 203V202H145ZM85 204V203H84ZM89 204V203H88ZM98 204V203H97ZM154 204V203H153ZM182 204H183V202H182ZM244 204V205H243ZM245 204H247L246 206H245ZM249 204H251L250 203V201H249ZM106 205V204H105ZM109 205V204H108ZM157 205V204H156ZM242 205H243V207H242ZM98 206V205H97ZM169 206V205H168ZM183 206V205H182ZM181 206V207H182ZM245 206V207H244ZM90 207V206H89ZM165 207V206H164ZM171 207H173V206H171ZM171 207H169L170 209H171ZM180 207V208H181ZM35 208V207H34ZM103 208V207H102ZM116 208V207H115ZM135 208V207H134ZM137 208V207H136ZM177 208V207H176ZM242 208V209H241ZM56 209V208H55ZM90 209H91V207H90ZM132 209V208H131ZM131 209H129V210H131ZM152 209H153V207H152ZM243 210V209H245L247 212H245L244 213V215H243V213H242V215H243V217H240V215L239 216H234L235 214H237L238 213V211L239 210ZM79 210V209H78ZM44 211V210H43ZM1 212V211H0ZM134 212V211H133ZM153 212V211H152ZM23 213V212H22ZM33 213H35V212H33ZM128 213V212H127ZM27 214V213H26ZM62 214V213H61ZM146 214V213H145ZM39 215V214H38ZM154 215V214H153ZM241 215V216H242ZM13 216V215H12ZM11 216V217H12ZM37 216V215H36ZM58 216V215H57ZM148 216V215H147ZM76 217V216H75ZM90 217V216H89ZM137 217V216H136ZM142 217V216H141ZM167 217H168V215H167ZM166 217V218H167ZM20 218V217H19ZM33 219H34V217H32ZM52 218V217H51ZM57 218V217H56ZM111 218V217H110ZM26 219V218H25ZM52 219H55V218H52ZM58 219V218H57ZM142 219V218H141ZM107 220V219H106ZM138 220V219H137ZM165 220V219H164ZM23 221H25V220H23ZM29 221V220H28ZM36 221V220H35ZM46 221V220H45ZM53 221L54 220H51V222L53 223ZM25 222H27V220L25 221ZM37 222V221H36ZM47 222V221H46ZM113 222V221H112ZM120 222V221H119ZM133 222V221H132ZM142 222V221H141ZM160 222V221H159ZM19 223V222H18ZM30 223V222H29ZM28 223V224H29ZM32 223V222H31ZM73 223V222H72ZM76 223V222H75ZM101 223V222H100ZM118 223V222H117ZM116 223V224H117ZM121 224V223H120ZM153 224V223H152ZM20 225V224H19ZM69 225V224H68ZM136 225V224H135ZM156 225H157V223H155V227H156ZM28 226H30V224L28 225ZM154 226V225H153ZM22 227V226H21ZM91 227V226H90ZM104 227V226H103ZM121 227V226H120ZM152 227V226H151ZM154 227V228H155ZM158 227V226H157ZM63 228V227H62ZM99 228V227H98ZM122 228V227H121ZM153 228V229H154ZM36 229V228H35ZM58 229V228H57ZM91 229V228H90ZM104 229V228H103ZM119 229V228H118ZM149 229V228H148ZM161 229V228H160ZM162 229V230H163ZM13 230V229H12ZM40 230V229H39ZM65 230V229H64ZM96 230V229H95ZM142 230V229H141ZM158 230V229H157ZM156 229L154 230L155 231V233H156V231H157ZM165 230H163V231H165ZM210 231L211 233V235H212V232H214L215 233V231ZM33 230H31V232H32ZM85 231V230H84ZM109 231V230H108ZM151 231V230H150ZM161 231V230H160ZM30 232V231H29ZM39 232V231H38ZM90 232V231H89ZM101 232V231H100ZM106 232V231H105ZM114 232V231H113ZM157 232H159V230L157 231ZM205 232V233H204ZM37 233V232H36ZM121 233V232H120ZM126 233V232H125ZM151 233V232H150ZM154 233V234H155ZM160 233V232H159ZM158 233V234H159ZM34 235H35V231H34V233H33ZM77 234V233H76ZM87 234V233H86ZM106 234H107V232H106ZM110 234V233H109ZM129 234V233H128ZM133 234V233H132ZM158 234H157V236H158ZM163 234H165V232H163ZM162 234V235H163ZM9 235V234H8ZM146 235V234H145ZM28 236V235H27ZM83 236V235H82ZM119 236V235H118ZM124 236V235H123ZM134 236V235H133ZM133 236H131V237H133ZM150 236V235H149ZM212 236H214V235H212ZM105 237V236H104ZM112 237V236H111ZM121 237V236H120ZM207 237V236H206ZM205 237V238H206ZM210 237V236H209ZM73 238V237H72ZM129 238V237H128ZM135 238H136V234H135ZM134 238V239H135ZM163 238V237H162ZM214 238V237H213ZM32 239V238H31ZM95 239V238H94ZM127 239V238H126ZM131 239V238H130ZM142 239H144V238H142ZM208 239V238H207ZM226 239V240H227ZM10 240H12V239H10ZM20 240H21V238H20ZM28 240V239H27ZM33 240V239H32ZM68 240V239H67ZM83 240V239H82ZM105 240V239H104ZM113 240V239H112ZM136 240V239H135ZM140 240V239H139ZM150 240H152V239H150ZM154 240V241H155ZM216 240V239H215ZM225 240V241H226ZM42 241V240H41ZM116 241V240H115ZM114 241V242H115ZM126 241V240H125ZM134 241V240H133ZM132 241V242H133ZM137 241V240H136ZM146 241V240H145ZM221 241V240H220ZM228 241H226L227 243H228ZM24 242V241H23ZM95 242V241H94ZM103 242V241H102ZM108 243H109V241H107ZM119 242V241H118ZM131 242V243H132ZM152 242H153V240H152ZM207 242V241H206ZM210 242H213V241H210ZM215 242V241H214ZM221 242H223V241H221ZM226 242L224 243V244H226ZM16 243V242H15ZM42 243V242H41ZM50 243H51V241H50ZM79 243V242H78ZM110 243H111V241H110ZM215 243H217V241L215 242ZM214 243V244H215ZM13 244V243H12ZM100 244H101V242H100ZM114 244V243H113ZM126 244V243H125ZM128 244H130V243H128ZM136 244H138V243H136ZM139 244H141V243H139ZM138 244V245H139ZM207 244V243H206ZM208 244H210V243H208ZM212 244V243H211ZM210 244V245H211ZM214 244L212 245V246H214ZM222 244V243H221ZM220 244V245H221ZM22 245V244H21ZM37 245V244H36ZM56 245V244H55ZM83 245V244H82ZM96 245H97V243H96ZM107 245V244H106ZM110 245V244H109ZM115 245V244H114ZM113 245V247L112 248H116V246H114ZM120 245H122V244H120ZM132 245V244H131ZM223 245V244H222ZM229 245V244H228ZM17 246V245H16ZM31 246V245H30ZM81 246V245H80ZM118 246V245H117ZM141 246V245H140ZM218 245H216V247H217ZM230 246V245H229ZM51 247V246H50ZM57 247V246H56ZM86 247V246H85ZM93 247H95V246H93ZM97 247V246H96ZM106 247V246H105ZM110 247V246H109ZM108 247V248H109ZM153 247V246H152ZM207 247V246H206ZM223 247V246H222ZM9 248V247H8ZM11 248V247H10ZM38 248V247H37ZM98 248H99V246H98ZM101 248V247H100ZM103 248V247H102ZM114 248V249H115ZM129 248V247H128ZM154 248V247H153ZM208 248V247H207ZM214 248V247H213ZM54 249V248H53ZM56 249V248H55ZM64 249V248H63ZM104 249V248H103ZM138 249V248H137ZM142 249V248H141ZM155 249V248H154ZM186 249V250H185ZM13 250V249H12ZM91 250H92V248H91ZM94 250V249H93ZM116 250V249H115ZM123 250H125V249H123ZM185 250V251H184ZM205 250H206V248H205ZM208 250H209V248H208ZM8 250H6V252H7ZM10 251V250H9ZM97 251V250H96ZM113 251V250H112ZM140 251V250H139ZM207 251V250H206ZM205 251V252H206ZM24 252V251H23ZM89 252V251H88ZM92 252V251H91ZM204 251H202V253H203ZM208 252H210V251H208ZM219 252H222L221 250L219 251ZM219 252H218V254H219ZM107 253V252H106ZM105 252H94V253H88L89 254V256L88 257H90L91 258V261L93 262V260H97V259H99V258H102V257H104V256H107V254H106ZM140 253H141V251H140ZM189 253V252H188ZM114 254V253H113ZM154 254V255H155ZM190 254V253H189ZM188 254V255H189ZM196 254V253H195ZM214 254H215V252H214ZM214 254H213V256H214ZM225 254V253H224ZM6 255V254H5ZM87 255V254H86ZM117 255V254H116ZM133 255H135V254H133ZM153 255V254H152ZM187 255V256H188ZM193 255V254H192ZM199 255V254H198ZM204 255V253L202 254V256ZM230 255V256H229ZM112 256V255H111ZM115 256V255H114ZM119 256V255H118ZM117 256V257H118ZM123 256V255H122ZM136 256H137V254H136ZM189 256H191V255H189ZM116 257V258H117ZM120 257V256H119ZM129 257V256H128ZM226 257V256H225ZM224 257V258H225ZM82 258V257H81ZM86 258V257H85ZM106 258V257H105ZM115 258V257H114ZM116 258H115V260H116ZM122 258V257H121ZM193 258H195V257H193ZM198 258V257H197ZM209 258V257H208ZM84 259V258H83ZM104 259V258H103ZM119 259V258H118ZM122 259H124V258H122ZM144 259V258H143ZM146 259V258H145ZM204 259V258H203ZM202 259V260H203ZM205 259H206V257H205ZM226 259H228L227 257H226ZM90 260V259H89ZM121 260V259H120ZM137 260V259H136ZM148 260V259H147ZM191 260V259H190ZM222 260H223V258H222ZM233 260H235L234 258H233ZM232 260V261H233ZM256 260V259H255ZM85 261V260H84ZM88 261V260H87ZM100 260H98V262H99ZM102 261V260H101ZM100 261V262H101ZM110 261V260H109ZM124 261H125V259H124ZM128 261H130L129 259H128ZM149 261V260H148ZM221 261V260H220ZM224 261H226V260H224ZM86 262V261H85ZM104 262V261H103ZM115 262H117V261H115ZM120 262V261H119ZM131 262V261H130ZM136 262V261H135ZM145 262V261H144ZM144 262L142 263V264H144ZM150 262V261H149ZM193 262V261H192ZM195 262V261H194ZM197 262V261H196ZM245 262H247V261H245ZM244 262V264H247V263H245ZM87 263H89V261L87 262ZM121 263H122V261H121ZM133 263H134V260H133ZM138 263V262H137ZM140 263V262H139ZM145 263H147V262H145ZM190 263V262H189ZM211 263H212V261H211ZM215 263V262H214ZM213 263V264H214ZM239 263H240V261H239ZM243 263V262H242ZM242 263H240V264H242ZM252 263V262H251ZM257 263V262H256ZM92 264V263H91ZM112 264V263H111ZM114 264V263H113ZM124 264V263H123ZM141 264V263H140ZM192 264V263H191ZM203 264V263H202ZM225 264V263H224ZM232 264H233V262H232ZM254 264H255V262H254Z\"/></svg>",
    "mask_w": 264,
    "mask_h": 264
}]
</instances>
